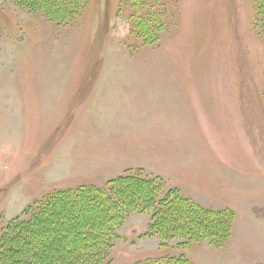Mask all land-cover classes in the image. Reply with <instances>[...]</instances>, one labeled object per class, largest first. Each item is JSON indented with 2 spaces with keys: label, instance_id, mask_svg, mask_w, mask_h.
<instances>
[{
  "label": "rangeland",
  "instance_id": "374dc122",
  "mask_svg": "<svg viewBox=\"0 0 264 264\" xmlns=\"http://www.w3.org/2000/svg\"><path fill=\"white\" fill-rule=\"evenodd\" d=\"M157 41L120 0L65 23L0 0V232L55 191L138 173L233 214L220 248L160 249L150 213L119 231L110 264L183 254L264 264V29L254 0H159Z\"/></svg>",
  "mask_w": 264,
  "mask_h": 264
},
{
  "label": "trees",
  "instance_id": "16d2710c",
  "mask_svg": "<svg viewBox=\"0 0 264 264\" xmlns=\"http://www.w3.org/2000/svg\"><path fill=\"white\" fill-rule=\"evenodd\" d=\"M7 1L63 24L77 17L88 0ZM254 2V25L264 29V0ZM159 3L120 0V7L131 11L129 20L145 44H154L163 31L160 11H155ZM134 213H150L143 236L158 238L160 249L174 240L179 241L177 248L202 241L220 248L230 237L234 219L230 210H210L175 189H164L157 177L128 173L102 188L59 190L28 206L0 232V264H110L118 233ZM136 264L191 263L179 254Z\"/></svg>",
  "mask_w": 264,
  "mask_h": 264
}]
</instances>
